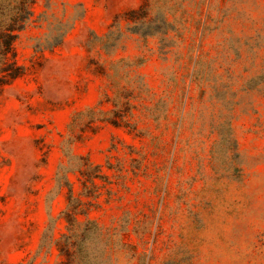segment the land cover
<instances>
[{
	"label": "rangeland",
	"instance_id": "374dc122",
	"mask_svg": "<svg viewBox=\"0 0 264 264\" xmlns=\"http://www.w3.org/2000/svg\"><path fill=\"white\" fill-rule=\"evenodd\" d=\"M33 11L0 94V264H264V0Z\"/></svg>",
	"mask_w": 264,
	"mask_h": 264
},
{
	"label": "trees",
	"instance_id": "16d2710c",
	"mask_svg": "<svg viewBox=\"0 0 264 264\" xmlns=\"http://www.w3.org/2000/svg\"><path fill=\"white\" fill-rule=\"evenodd\" d=\"M36 1L0 0V94L25 74L18 61L16 43L32 22ZM67 219H74L73 215Z\"/></svg>",
	"mask_w": 264,
	"mask_h": 264
}]
</instances>
